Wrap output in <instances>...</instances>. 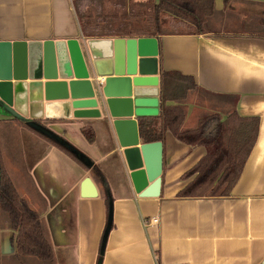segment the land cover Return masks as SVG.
I'll use <instances>...</instances> for the list:
<instances>
[{
	"label": "crops",
	"instance_id": "0c3cea01",
	"mask_svg": "<svg viewBox=\"0 0 264 264\" xmlns=\"http://www.w3.org/2000/svg\"><path fill=\"white\" fill-rule=\"evenodd\" d=\"M70 38H89L81 32L73 0H0V40L41 44ZM156 38L158 109L160 74L174 71L196 84L185 103L184 128H194L207 114L223 120L235 111L258 118L256 141L230 194L177 196L194 177L183 174L206 149L178 140L169 130L162 142L159 195L135 194L119 154V134L103 117L37 120L67 138L90 167L23 121L7 122L26 140L21 149L12 145L6 125L0 126V151L13 184L45 224L52 264H264V0H214L203 33ZM38 53L41 45L25 54L34 59ZM85 126L94 131L93 143L80 132ZM109 201L111 226L100 253ZM152 216L158 223L144 226L143 219ZM15 235L6 223L0 227V264H41L19 258Z\"/></svg>",
	"mask_w": 264,
	"mask_h": 264
},
{
	"label": "water",
	"instance_id": "95a60500",
	"mask_svg": "<svg viewBox=\"0 0 264 264\" xmlns=\"http://www.w3.org/2000/svg\"><path fill=\"white\" fill-rule=\"evenodd\" d=\"M40 45L42 55L27 59V49ZM157 56L158 41L153 36L70 38L41 44L0 40V122L23 121L74 149L75 157L90 167L85 155L37 120L103 117L119 134V154L133 192L158 196L162 143H139L136 122L159 114ZM125 129L128 134H123ZM110 226L111 201L100 253Z\"/></svg>",
	"mask_w": 264,
	"mask_h": 264
},
{
	"label": "trees",
	"instance_id": "16d2710c",
	"mask_svg": "<svg viewBox=\"0 0 264 264\" xmlns=\"http://www.w3.org/2000/svg\"><path fill=\"white\" fill-rule=\"evenodd\" d=\"M154 1L151 7L153 19L150 28L135 29L126 25L123 29L111 30L106 26L94 25L92 16L84 13L77 14L81 32L89 38L200 34L204 32L205 22L214 11V0ZM162 16L172 19V29L164 30ZM160 79L158 116L138 119V132L142 141L162 143L165 131L169 130L178 140L186 144L204 146L205 155L183 174L184 178L193 175L194 177L177 196H228L256 141L258 118L240 117L235 111L223 120L218 114H207L198 120L194 128H184L185 103L189 99V92L196 89V84L191 77L174 71H162ZM167 101L176 104L167 105ZM5 125L8 128L9 124L0 122V126ZM27 127L57 147L70 152L31 126L27 125ZM80 132L88 143H93L95 135L90 126L82 127ZM1 147L2 142H0ZM76 159L82 163L78 158ZM3 219L6 226L16 233L15 248L18 256H32L52 264L53 247L45 224L18 193L0 151V221Z\"/></svg>",
	"mask_w": 264,
	"mask_h": 264
},
{
	"label": "rangeland",
	"instance_id": "374dc122",
	"mask_svg": "<svg viewBox=\"0 0 264 264\" xmlns=\"http://www.w3.org/2000/svg\"><path fill=\"white\" fill-rule=\"evenodd\" d=\"M77 14H89L92 16V22L94 25H102L107 28L123 29L126 25H130L132 28H150L152 24V10L151 7L154 4V0H73ZM124 2V3H123ZM162 23L164 24V30L172 29V19L162 16ZM10 134V141L12 145L23 147L26 144V140L19 135V129L15 126H10L8 128ZM66 142L70 143L67 138L62 137ZM64 148L68 149L70 152L62 149L69 156L75 155L74 149H69L67 146L61 144ZM73 152V154H71ZM71 154V155H70ZM71 156V157H72ZM76 156V155H75ZM75 158V157H74ZM76 159V158H75ZM77 160V159H76ZM84 166V164H83ZM86 167V166H84ZM11 173V170H10ZM11 177V176H10ZM0 224V227L4 225V219ZM32 257V256H19ZM33 260H39L40 262L46 264L45 261L40 260L36 257H32ZM29 260V259H28ZM14 264L16 263L13 260ZM41 263V264H42Z\"/></svg>",
	"mask_w": 264,
	"mask_h": 264
},
{
	"label": "built area",
	"instance_id": "2783aa9c",
	"mask_svg": "<svg viewBox=\"0 0 264 264\" xmlns=\"http://www.w3.org/2000/svg\"><path fill=\"white\" fill-rule=\"evenodd\" d=\"M158 223V217L157 216H152L147 219H143V225L147 226L149 224H157Z\"/></svg>",
	"mask_w": 264,
	"mask_h": 264
}]
</instances>
